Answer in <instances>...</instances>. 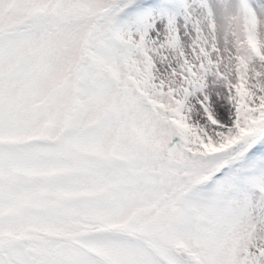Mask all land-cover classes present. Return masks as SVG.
I'll use <instances>...</instances> for the list:
<instances>
[{"label":"snow or ice","instance_id":"snow-or-ice-1","mask_svg":"<svg viewBox=\"0 0 264 264\" xmlns=\"http://www.w3.org/2000/svg\"><path fill=\"white\" fill-rule=\"evenodd\" d=\"M0 264H264V0H0Z\"/></svg>","mask_w":264,"mask_h":264}]
</instances>
